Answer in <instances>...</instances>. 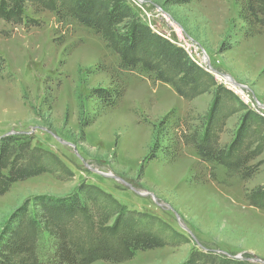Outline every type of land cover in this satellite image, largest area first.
<instances>
[{
	"label": "rangeland",
	"instance_id": "obj_1",
	"mask_svg": "<svg viewBox=\"0 0 264 264\" xmlns=\"http://www.w3.org/2000/svg\"><path fill=\"white\" fill-rule=\"evenodd\" d=\"M125 1L215 79L217 144L228 146L242 130L253 157L238 172L199 155L193 140L212 117L213 94L181 97L147 71L121 67L93 29L26 6L28 28L0 19V139L11 144L1 174L27 162L17 155L25 150L46 171L0 194V231L18 206L33 210L37 196L92 186L84 198L95 221L128 213L134 228L159 241L124 261L92 264H208L205 254L210 264H264V208L247 197L264 185V33L245 36L243 0ZM97 88L124 91L106 107ZM102 194L107 202L93 200Z\"/></svg>",
	"mask_w": 264,
	"mask_h": 264
},
{
	"label": "trees",
	"instance_id": "obj_2",
	"mask_svg": "<svg viewBox=\"0 0 264 264\" xmlns=\"http://www.w3.org/2000/svg\"><path fill=\"white\" fill-rule=\"evenodd\" d=\"M26 6L35 11H55L61 17L69 16L93 29L118 55L121 67H139L155 80L172 85L181 97L192 99L202 93L213 94L212 117L193 143L203 160L244 172L241 169L247 167L253 157L247 152L244 131L239 130L228 146L218 145L213 133L214 117L220 112L221 102L210 89L216 85L215 79L196 64L186 50L148 27L125 0H0V19L28 28L31 19L24 15ZM238 16L244 23L245 36L264 33V0H243ZM123 91L97 88L93 93L108 107L115 105ZM3 139H0V161L10 154L11 144ZM8 139L15 138L8 136ZM17 155L28 160L25 158L27 162L17 167L12 165L7 175L1 174L4 166L0 163V194L6 192L12 182L46 171L27 150ZM92 189V186H80L67 197L37 196L31 211L25 203L15 208L0 231V264H92L98 260L118 263L128 259L134 249L151 248L159 243L156 236L134 228L135 223L128 213L118 211L111 224L105 222L109 212L105 219L95 221L84 198ZM102 195L92 199L107 202V196ZM247 197L250 204L264 208V185L252 189ZM204 257H209L210 264L211 256L205 254ZM218 261L219 264L240 263L233 259ZM187 264H192L191 260Z\"/></svg>",
	"mask_w": 264,
	"mask_h": 264
},
{
	"label": "water",
	"instance_id": "obj_3",
	"mask_svg": "<svg viewBox=\"0 0 264 264\" xmlns=\"http://www.w3.org/2000/svg\"><path fill=\"white\" fill-rule=\"evenodd\" d=\"M208 65H209V64H208ZM209 68H210L211 71H213L211 67H209ZM213 72H214V71H213ZM221 75H222L224 78H226V80H228V82H229L231 85H233V86H237V87L242 88V89L245 88L244 86H242V85L236 83L235 81H233L230 77H227V75H223V74H221ZM103 175H105V176H109V175H107V174H103ZM109 177H113V178L119 180V181L122 182L123 184L127 185L131 190H133V191H135L136 193L139 194V192H138L137 190H135L131 185H129L128 183H126V182L123 181L122 179H120V178H118V177H116V176H109ZM176 216H177V215H176Z\"/></svg>",
	"mask_w": 264,
	"mask_h": 264
},
{
	"label": "bare ground",
	"instance_id": "obj_4",
	"mask_svg": "<svg viewBox=\"0 0 264 264\" xmlns=\"http://www.w3.org/2000/svg\"><path fill=\"white\" fill-rule=\"evenodd\" d=\"M201 59H203V61H206L207 60V58H206V55L203 53V54H201ZM236 86H234V88H235ZM237 88V87H236ZM240 92H242V89H240V88H237Z\"/></svg>",
	"mask_w": 264,
	"mask_h": 264
}]
</instances>
